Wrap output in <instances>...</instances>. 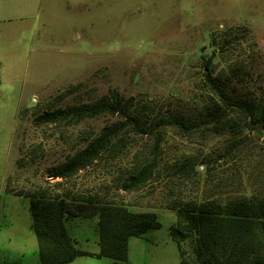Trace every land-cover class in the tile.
Returning a JSON list of instances; mask_svg holds the SVG:
<instances>
[{"label":"rangeland","instance_id":"374dc122","mask_svg":"<svg viewBox=\"0 0 264 264\" xmlns=\"http://www.w3.org/2000/svg\"><path fill=\"white\" fill-rule=\"evenodd\" d=\"M6 1L12 5L0 0V264H41L26 197L40 188L51 196L98 194L130 212L156 213L162 223L129 238L126 261L87 255L68 264H180L169 232L177 223L173 205L211 202L225 210L230 203L264 202V138L236 142L227 129L184 140L169 131L166 155L183 148L197 166L185 174L164 165L158 181L125 192L118 188L117 170L129 163L132 146L150 142L147 137L128 133L130 143L120 153L60 180L48 169L115 118L34 123L42 110L90 101L114 89L153 107L184 104L188 109L205 98L204 68L213 75L228 73L227 63L237 59H244L246 67L225 87L234 96H248L256 80L264 79V0ZM230 27H246L247 33L238 30L240 39L227 58L217 55L209 65L214 55L203 47L210 36L220 41ZM80 82L83 86L67 100L54 97ZM65 225L75 249L100 252L98 216L76 217ZM183 250L191 262L192 244L184 242Z\"/></svg>","mask_w":264,"mask_h":264},{"label":"trees","instance_id":"16d2710c","mask_svg":"<svg viewBox=\"0 0 264 264\" xmlns=\"http://www.w3.org/2000/svg\"><path fill=\"white\" fill-rule=\"evenodd\" d=\"M238 30L247 33L246 27H230L224 31L220 41L210 36L209 46L203 47V51L210 47L214 55L207 61L209 65L217 55L227 58L225 53L240 39ZM232 34L234 36H230ZM227 64L228 73L213 75V72L206 71L207 67L204 68L205 98L197 105L190 104L188 109L184 104L170 105L171 108L153 107L114 89L90 101L65 102L36 113V125L63 120L79 123L102 115L115 118L99 132L88 134L85 143L62 162L51 166L49 176L60 180L77 177L113 155V152L120 153L126 147L128 133H132L150 140L144 146L139 142L132 146L129 163L117 170L118 188L134 192L158 181L164 165L178 167L185 174L197 166L192 155L183 148L175 155H166L163 143L169 131L184 140H190L197 134L206 137L227 129L232 131L236 142L251 136L264 138V79L256 80L259 81L257 88L249 90L248 96H234L225 84L232 81L236 71L246 67V61L230 60ZM82 86V82L71 84L54 97L65 101ZM257 94L259 97L255 98ZM26 197L30 201L32 227L41 264H68L79 256L87 255L126 261L130 237H140L150 229L162 226L156 213L130 212L111 200L104 201L98 194H92L91 198L70 192L51 196L48 190L40 188L29 192ZM171 208L177 212V223L170 226L169 232L178 247L180 264H264L263 201L258 205L230 203L225 210L211 202L197 201L179 203ZM95 215L99 218L100 252L93 254L75 249L65 221ZM184 242L193 246L194 258L191 262L184 256Z\"/></svg>","mask_w":264,"mask_h":264},{"label":"crops","instance_id":"0c3cea01","mask_svg":"<svg viewBox=\"0 0 264 264\" xmlns=\"http://www.w3.org/2000/svg\"><path fill=\"white\" fill-rule=\"evenodd\" d=\"M5 3H7V4H9V5H12V2H8V1H6V0H5Z\"/></svg>","mask_w":264,"mask_h":264}]
</instances>
